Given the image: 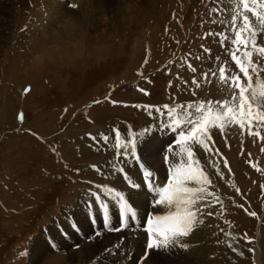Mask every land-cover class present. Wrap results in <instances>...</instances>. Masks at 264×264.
<instances>
[{
  "label": "rangeland",
  "instance_id": "374dc122",
  "mask_svg": "<svg viewBox=\"0 0 264 264\" xmlns=\"http://www.w3.org/2000/svg\"><path fill=\"white\" fill-rule=\"evenodd\" d=\"M238 2L71 0L80 6L73 10L66 7L65 0H45L43 9L41 0H0V264H32L30 255L22 257L21 253H30L35 243L39 245L40 238L51 235L50 227H54L58 235L61 226L74 242L62 247L63 252H54L49 257L59 258H55L54 263L58 260L62 264L63 259L72 257L71 264H80L75 256L90 241L84 235L88 231H85L88 225L85 217L89 211L85 204L79 206L78 202L88 198L87 181L90 179L116 185V176L109 173L113 165L119 167L123 162L115 155L114 140L105 146L94 143L87 134L111 135L109 130L113 126L123 130L130 125L137 132L152 126L153 121L145 111L124 104L161 106L196 99L184 92L176 79L177 73L184 79H191V73L181 67L180 59L186 60L188 53L202 54L203 45L212 50V59L204 63L193 59V66L198 70L212 68L215 71L218 67L215 57L220 55L221 62L227 59L222 55L219 38L199 37L206 31H225L224 25L230 23ZM38 4L41 5L39 11L36 10ZM212 8L218 9V13L214 15ZM69 19L73 21L71 27L65 24ZM202 19L205 21L203 27ZM212 19L223 23L213 24ZM41 20H54L56 24L50 27ZM227 31L230 35V29ZM261 42L264 43V37ZM38 53H43V57L38 58ZM145 59L147 64L143 63ZM29 77L31 81L27 80ZM169 81L174 85L171 89ZM24 84L31 89L32 85L36 86L35 91L22 95ZM177 88L182 92L178 98ZM226 93L227 90L221 89L216 82L203 85L198 90V98L223 99ZM109 95L121 103L113 106L105 100ZM97 99L104 102L94 105ZM21 111L25 115L22 124L16 118ZM30 133H36L43 140ZM156 134L173 142L170 137L173 134L168 131L155 128L152 135ZM213 138L234 175L229 176L224 170L225 180L212 177L223 203L209 210L219 213L223 207L225 211L215 217H206L204 227L210 229L211 247L207 264H259L256 251L254 256L247 251L248 247L257 250L258 243L260 264H264V190L260 187L264 184V171L257 172L248 163L250 153L252 163L264 169V152H261L264 142L241 136L236 130L229 131L227 141L218 133ZM143 149L140 154L145 159ZM158 149L157 154L165 155L164 147ZM200 156L207 166L210 157L203 152ZM133 164L128 161L125 168ZM91 165H97L102 174L93 171ZM163 166H166L164 160ZM164 172L166 175V168ZM236 187L243 195L236 193ZM152 196L147 211L153 209ZM240 204L257 216H249ZM70 217L77 219L81 234L69 229ZM137 219L136 223H130V230L124 232L131 233L142 223ZM227 233L232 236L228 237ZM245 233L254 243L248 245L242 240L237 243L236 238ZM135 235L133 232V237ZM229 241L243 251L244 256L232 252L227 246ZM136 242L137 250L142 247L144 252L146 239ZM77 244L79 249L75 248ZM127 245L130 243L125 241V247ZM105 252L100 250L91 261L106 257L112 264L123 263L122 258L116 257L120 253L118 249L113 255ZM135 252L132 250L124 255L129 256V261L132 259V264L139 260L140 253ZM182 254L185 257L190 251ZM171 258H160V261L152 258L149 263L172 264L177 259ZM51 261L46 259L44 264H51ZM91 261L88 264H92ZM103 262L107 263L100 261Z\"/></svg>",
  "mask_w": 264,
  "mask_h": 264
},
{
  "label": "snow or ice",
  "instance_id": "6c2138e0",
  "mask_svg": "<svg viewBox=\"0 0 264 264\" xmlns=\"http://www.w3.org/2000/svg\"><path fill=\"white\" fill-rule=\"evenodd\" d=\"M215 0H209L213 3ZM66 7L78 9V4L65 0ZM218 9L212 8L211 12L215 15ZM213 24L223 23L212 19ZM71 19L65 21L69 27L72 26ZM205 21L201 20V27ZM225 31H206L200 39L218 37V43L222 49V55L227 59L221 62L220 55L215 57L218 67L215 71L212 68L198 70L193 66L192 60L200 63L212 59V50L201 45L202 54L193 56L187 54V59H180L181 67L191 73V79L182 78L176 74L177 81H180L184 92L190 93L191 97L183 102L165 103L161 106L154 105H127L145 111L147 116L153 121L152 126L146 127L143 131L137 132L129 125L123 130L113 126L109 131L111 135L100 133L98 136L88 133V138L94 143H103L105 146L112 140L117 159L125 163L131 158L137 167L138 181L131 178L130 170L123 164L116 167L112 166V172L121 182L124 183L123 189H118L111 182L103 183L95 180H88L89 189L87 190L88 200L85 206L89 209L86 214L89 231L91 235L86 239L91 241L93 238L99 239L104 232L122 233L127 230L131 222L138 218L135 201L131 199L133 191L140 194L141 190L147 194H154L151 201L153 211L148 213L143 221V230L146 234L144 252L137 261V264H147L153 255L170 256L174 252L188 251L193 245L189 242L190 238L199 229L205 226L206 217H215L223 214L225 209L220 207V212L210 211L222 205L223 198L217 191V186L213 180V175L220 180H225V172L233 176L231 166L226 157L215 147L214 134L218 133L227 141L230 130H236L239 135L252 137L254 141L264 142V0H239L233 9L231 21L224 25ZM230 29V35L228 33ZM178 44L180 41H176ZM206 54V55H205ZM43 53H38V58L43 57ZM147 64V59L144 60ZM215 66V65H214ZM143 76L142 72L137 73ZM218 82L221 89H226L227 93L223 99H200L198 90L205 84H215ZM168 87H174L173 82L169 81ZM148 93L144 89H138ZM32 91L31 86L22 90V95H28ZM182 94L181 89L177 88V98ZM173 99L170 97V100ZM105 100L113 106L121 103L106 96ZM99 99L94 100V105L103 103ZM67 112V109H65ZM19 123H23L25 115L21 111L17 114ZM163 118V119H162ZM155 128H161L173 134L174 140L170 143L163 157L167 166L166 180L161 185L156 182V173L146 166L140 154V149L151 140ZM30 131V130H29ZM37 139L43 140L36 133H30ZM148 134V135H146ZM230 147V145H229ZM53 152L55 148L51 149ZM203 152L210 157L207 166L202 163L200 153ZM264 152V148H261ZM243 154V153H242ZM219 157V160L216 157ZM248 163L257 172L264 169L252 163L248 154ZM67 168V165H65ZM90 168L97 174H102V170L97 165ZM209 168L212 171H209ZM79 172V169H76ZM264 190V184L260 185ZM235 191L243 195L241 190L236 187ZM239 207L244 209L251 216H257L254 211H248L244 204ZM115 215L116 223L113 224L112 217ZM97 216L99 217L97 227ZM72 232L79 235L80 225H70ZM62 236L67 237V231L58 228ZM221 232L224 229H220ZM231 237V233H227ZM237 243L241 240L248 245L254 240L243 234L236 238ZM219 243V242H218ZM227 246L232 252L239 256H244L236 245L230 241ZM79 244L75 248L79 249ZM116 246L105 248L109 255ZM247 251L255 255V249L248 247ZM61 253L63 249L55 240L46 239L44 243L37 246L30 253H21V256L30 255L32 264H44V261L51 253Z\"/></svg>",
  "mask_w": 264,
  "mask_h": 264
},
{
  "label": "bare ground",
  "instance_id": "6f19581e",
  "mask_svg": "<svg viewBox=\"0 0 264 264\" xmlns=\"http://www.w3.org/2000/svg\"><path fill=\"white\" fill-rule=\"evenodd\" d=\"M41 1H42V9H43L45 7L44 6L45 0L44 1L41 0ZM40 9H41V5L38 4V7H37L36 10L39 11ZM40 22H42V24H44L45 20H41ZM54 23L56 24V21L50 20V21H46L44 25H50V27H51ZM40 25H41V23H40ZM27 80H30L31 81L32 79L29 77ZM30 85H32V84H30ZM24 87H25V84L21 88V90H23ZM35 89H36V86H33L32 85V90L35 91ZM170 137L173 138V136H171V135H170ZM169 139H171V138H169ZM147 143L150 146L149 147L145 146L144 149L142 150L144 156L146 157V158L144 157L145 158L144 160H145L146 164L151 167V170H153L156 173L157 176H160V179H158V180L156 179V182L162 185L165 182V180H166V175L167 174L165 175L164 174L165 173L164 171H165V168H167V167L165 166V168H164V166H163V160H164L163 159V156L164 155L163 156H160L159 153L157 154V151L159 150L158 147L160 148V146L161 147H164V149L162 151L166 150L165 147L170 143V141H167V139H163L161 136H157V134H156V135H152L151 136V140H149ZM232 155L233 154L231 153V156ZM133 165L131 167H128L127 170H130V173L132 174V177L134 178V180H137L138 181V178L139 177H138V173H137V168H134ZM114 183L116 184L115 186L124 187L123 182H121L117 177H116V180L114 181ZM150 195L151 194H147V193L143 192L142 190H141L140 194H138V195L136 194L135 191H133L132 194H131V199L133 201H135L136 204L138 205V207H137L138 218H140L141 221H142V223L140 225H136L135 226L136 231H135V228H133L132 232L129 233V234L126 233V232L117 233V234L104 233L99 239L93 238L88 244H85L83 246V249L78 253V256L77 255L75 256V260H80V264H88L91 261L92 257L95 254H97L100 250L103 253L106 254V252L104 251V249L105 248H112V246H116L117 249L120 251V253L117 256L115 254V256L122 258V260H123V263L121 262L122 264H132V262H131L132 259L129 261V256L128 257H125L124 256L125 254L129 253L132 250L134 252L137 251V252H135L136 254L140 253L138 255V257L140 258L141 255L143 254L142 253L143 252V248L142 247H138V250H137V244H138V242L135 243V241L136 240H139L142 243V240L146 239V237L144 238V236H146V235L144 233H142L140 230H137V226H139V227L141 226L142 227L143 221L145 220L147 214L150 213L151 211H153V209H151L150 211H147V209H146L147 208V204L149 203L148 201H149ZM15 197L18 198L17 195H15ZM152 198H153V196H152ZM86 200H88V198ZM84 202L85 201L82 200L81 202H78V205L79 206L81 204L83 205V204H85ZM86 210L88 211L89 209L86 208ZM76 212H79V211H76ZM17 215H18V212H17L16 216ZM113 216H115V215H113ZM18 218H19V215H18ZM115 223H116V220H114V223L113 224H115ZM55 226H56V224H55ZM97 226H99L98 221H97ZM87 227H88V229H87ZM49 229H50V234L51 235H49V236H43V234H41V237L43 236L42 239L40 238L41 243H40V240H39V245L37 243H35L34 249L36 248V246L42 245L46 239H48V240H55L56 242L58 241V243L63 248L70 246L71 243L74 242L73 239H71L69 236H68L67 239H65L59 232H58V235L55 234L54 227H52V228L50 227ZM128 229L125 230V231H128ZM86 230H88V231L84 235L85 236L91 235V232L89 231V226L88 225L86 226L85 231ZM209 231H210L209 227H208V229H207V227H202L196 233L193 234V236L190 238V241H189L193 246L189 249L190 254L186 255L185 257H184V254H182L183 251H178V252H174L170 256L153 255L152 258L153 259L154 258H159V261H160V258H161V260H163V259H167V258L169 259V258H171V256L172 257L173 256H176V257L171 258V259L177 258L175 260V262H173L172 264H207V260H208L207 259V255L209 254L210 249H211L210 244H209V237H208L209 234H210ZM133 232L136 234L134 237H133ZM127 234H128V236H126ZM135 238H137V239H135ZM125 241H128V244L130 243V246H133V248L131 249L130 246H128V245H127L128 247L127 246L125 247ZM259 245L260 244L258 243V247H257V250H256V261H258V263L260 264V260H259L260 258L259 257H260V248L261 247ZM117 249L115 248L114 250H112L111 251V254L113 255V252L115 250H117ZM126 249H128V250H126ZM189 251H187V252H189ZM53 253H51V254H53ZM76 257H77V259H76ZM55 258L56 257H48L47 260L48 259L49 260H52L51 261L52 263L50 262L51 264H62V262H57L58 260L56 261V263H54V261H55L54 259ZM70 258H72V257H70ZM70 258H69V260L68 259L67 260L66 259H63V261H64L63 264H69V263L71 264L72 259H70ZM112 258H113V256H112ZM56 259H59V258H56ZM101 260L107 262V263H104L103 262V264H109V263L112 264L111 263L112 261L111 260L107 261L106 257H103L102 259H98V260H95L94 259V260L91 261V263L92 264H101L100 263ZM135 261H133V262H135ZM137 261L134 264H137ZM159 261H155V263H149V262H152V261L148 260L147 261V264H156ZM157 264H159V263H157Z\"/></svg>",
  "mask_w": 264,
  "mask_h": 264
}]
</instances>
